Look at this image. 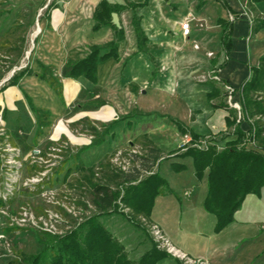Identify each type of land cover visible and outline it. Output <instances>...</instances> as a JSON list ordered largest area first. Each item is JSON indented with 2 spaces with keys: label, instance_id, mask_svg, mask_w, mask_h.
<instances>
[{
  "label": "crops",
  "instance_id": "obj_1",
  "mask_svg": "<svg viewBox=\"0 0 264 264\" xmlns=\"http://www.w3.org/2000/svg\"><path fill=\"white\" fill-rule=\"evenodd\" d=\"M102 1L111 5H128L129 3L140 4L145 0H58L42 4L41 9L45 12L40 19L41 34L32 50L30 63L27 65L34 73L21 77L17 85H8L15 74L7 81L5 80L4 84L0 82V113L9 132L20 128L30 136L31 132L28 130L33 127L37 130V116L33 107L49 113L50 125L59 121V128L52 134L51 139L65 136L72 145L78 143L80 138H76L73 131L69 129L70 123L89 117L88 119L95 118L94 120L100 122L111 121L114 124H108L109 126H118L120 123L116 122L119 117L116 116L117 113L113 107L115 104L113 101L110 102L109 98L118 90L121 93L124 89H128L130 99H133L138 91L144 92V87L155 81L160 71L152 50L161 45H170L174 37L173 31L176 34L182 32L179 20L188 8L192 6L197 9L205 8L210 2L219 10V24L221 20L228 21L230 14L237 15L235 20L230 22L229 58L225 66L217 73L219 84L214 85L233 86L236 89L234 99L241 104V88L251 79L253 68H258L264 57V27L252 32L253 18L264 19V0L253 3L252 7L249 6L248 0H225V3L220 0H165L162 2L150 0L145 6H139L136 9L128 7L118 14L121 25L118 28H123L125 32V38L119 44V58L110 57L99 63L97 84L94 85L83 77L62 78V70L66 63L85 59L91 53L93 46L105 45L115 39V30L111 26L94 29V14ZM51 3H54V7L48 11ZM135 13L141 17V25L148 38L150 47L148 52L139 51L137 48V38L132 24ZM220 40L221 50L212 61L220 59L226 52L222 34ZM41 65L54 68L56 74L61 77L62 97L47 81L37 75L41 72ZM208 84L211 87L207 93L210 100L209 94L213 83L209 81ZM95 86L101 89L100 94L91 99H83L82 102L92 105L103 100L105 104L98 109H93L95 111L83 108V110L72 112L71 105L78 98L81 90L84 88L89 92ZM253 94L258 99H264V67L257 73ZM224 97L223 94L222 100ZM115 102L118 103L117 100ZM217 108L224 112L222 125L230 128L227 124L229 111L228 114L225 111L228 109ZM111 111L113 112L109 114ZM140 120L148 121L142 126V131L136 129ZM129 121L127 124L131 123V127L128 129L125 130L120 126L117 128L120 130L117 134L119 142H121L120 138L135 139L145 135L160 151L161 157L158 163L164 160L162 156L164 153H170L167 157H172L165 161L162 172V164H160L158 172L167 179L173 192L161 194L155 198L150 221L160 225L178 248L193 257L203 259L205 264H264V187L258 194H248L242 207L236 211L234 220L217 232V217L206 211L204 207L208 193L207 176L202 180L197 179L193 160L190 158L189 162H185L188 157H179V154L183 152V150L179 151L177 146L178 135L182 134L180 126L187 130L186 134L190 132L185 117L162 114L159 118H155L152 114L145 113L130 118ZM155 124H158L160 128L161 125L164 128L168 127L166 131L175 134L176 139L173 145L167 134L156 135L158 130L154 127ZM50 125L43 127L42 133L36 137L35 131L33 137L30 136V140L35 138L37 142V138L43 137ZM94 125L98 128V124ZM108 125H104L105 129L109 127ZM240 126L244 131L250 127L247 120L242 121ZM233 137L234 135L231 138ZM118 146L122 147L119 144ZM258 149L264 154V134ZM175 163L186 165V169L180 172L174 171L172 165ZM83 166H86L85 162ZM192 191L198 192V202L192 200ZM171 196H176L178 203L175 199L173 201ZM172 201L177 207L174 222L168 220ZM106 222H103L104 225L124 247L127 257L132 262H138L153 248L150 236L145 232L147 237L141 236L136 226L126 224L128 222H119L114 218ZM157 264L178 263L175 258L168 256Z\"/></svg>",
  "mask_w": 264,
  "mask_h": 264
},
{
  "label": "rangeland",
  "instance_id": "obj_2",
  "mask_svg": "<svg viewBox=\"0 0 264 264\" xmlns=\"http://www.w3.org/2000/svg\"><path fill=\"white\" fill-rule=\"evenodd\" d=\"M56 1L58 0H0V82L2 84L30 63L32 50L41 34L40 19L45 12L41 6L43 3ZM207 5L201 9L192 6L180 18V23L186 17L192 18L189 36L184 37L182 32L176 34L173 31L174 37L170 45H161L152 50L160 71L157 79L144 87V92L138 91L137 95L130 99L128 89H124L121 93L118 90L109 98V101L115 104L113 107L116 116L119 117L116 121L120 123L118 126L126 130L131 127V123L127 124L130 118L145 113L152 114L155 118H159L162 114H173L185 117L190 127L188 136L193 140V134H197L200 138L212 135L220 138L217 142L222 145L223 140L233 136L234 128L222 125L224 112L217 108L219 100L210 101L207 97V93L211 90L208 82L213 77L211 62L221 50L222 34L218 8L211 2ZM116 100L118 103L115 102ZM223 101L229 105L226 97ZM225 111L228 114V110ZM88 118L85 117L69 125L76 138H80L75 145H72L65 136L59 141L51 139L52 134L59 128V121H56L45 130L43 137L37 138L32 150L27 153L21 150L22 152L18 154L12 149L15 143L0 113V264H16V260H21L23 255L39 254L44 249L37 238V233L44 231L28 224L20 226L16 221L14 223L13 220L18 217L22 207L26 206L38 215L45 213L46 210H58L66 220V223L61 225L64 233L84 221L86 217L97 213L95 206L89 203V187L78 182L82 176V173L76 170L78 165H83L85 162L86 166H92L96 172L95 180L101 183L109 182L112 186L114 183L109 181V178L113 173H128L139 169L142 177L150 174L142 169L143 162L149 158V149L155 146L149 137L140 135L135 139L120 138L121 142H119L118 126H109L111 121L100 122L94 120L95 118L93 120ZM147 122L140 120L136 129L142 131V126ZM94 124H98V128ZM104 125L109 127L105 129ZM60 127L64 128L62 125ZM154 127L158 130L156 135L167 134L171 144L175 141V134L166 131L168 127L164 128L161 125L160 128L158 124ZM28 131L31 132L32 138L36 129L33 127ZM184 140H186L184 134L178 135V149L184 150ZM64 142L68 143L67 146L63 144ZM84 146L86 147L80 151ZM34 149L40 153H34ZM168 155L170 153L162 154L164 160H161L152 172L158 171L160 164H162L161 172L163 171L165 161L172 158L167 157ZM10 157H15V164H6V160L9 161ZM189 160L190 157L185 162ZM69 170L71 172L67 175ZM37 176L41 178L40 182L32 179ZM175 187L178 189L176 185ZM49 192L55 193L54 202L43 195ZM197 194L198 192L192 191L191 197L195 202L199 201ZM2 196L9 199L5 201ZM171 199L173 201L175 199L178 203L176 196H171ZM173 201L172 204L170 203L168 218L172 222L176 220L177 214V207ZM58 202L63 203V206L57 204ZM68 208L73 212L69 213ZM125 212L132 213L128 208ZM110 218L133 225L123 215L115 212L100 217V220L105 223ZM136 218L146 225L148 234L157 248L167 252L166 245L160 244L162 240H159L161 242L155 240L156 234L151 231V225L154 223L144 217ZM137 231L141 236H146L142 230L137 228ZM164 233L170 238L165 231ZM168 254L181 264H186V260L182 257ZM188 256L190 260L195 261V264H199V260L205 264L203 259L189 254Z\"/></svg>",
  "mask_w": 264,
  "mask_h": 264
},
{
  "label": "trees",
  "instance_id": "obj_3",
  "mask_svg": "<svg viewBox=\"0 0 264 264\" xmlns=\"http://www.w3.org/2000/svg\"><path fill=\"white\" fill-rule=\"evenodd\" d=\"M150 0L143 3L128 5H111L102 1L97 7L94 19V29H100L103 26H111L115 30V39L105 45L93 46L91 53L82 60L66 63L63 67L61 77L79 79L85 78L92 84H97V70L99 63L110 57L119 58L118 49L120 42L125 38L123 28H118L113 23L112 13L120 14L126 8L136 9L139 6H145ZM225 3V0H220ZM261 0H248L249 6ZM54 7V3L48 6V11ZM253 10V8L251 9ZM237 17L236 14H233ZM133 28L137 38V48L139 51L148 52V38L141 25V17L136 13L132 20ZM222 42L225 53L220 59L212 61L213 77L222 69L229 58L231 23L221 20ZM264 27V19L253 18L252 32L258 31ZM264 67V57L258 68H253V75L250 80L244 83L241 88V114L242 121H249L250 129L244 131L237 123L238 110L231 108L223 102L222 96L226 97L224 84L221 86L219 81L211 78L213 83L212 91L209 94L210 100H219L217 107L226 108L229 111L227 124L234 128L233 138L223 140V148L218 149L217 145H210L206 149L187 147L179 157H190L193 160L195 176L202 180L207 176L208 193L204 202L206 211L213 213L217 217L216 231H221L225 226L234 220L237 210L242 207L246 196L250 193L258 194L264 187V154L259 151V142L263 140L264 134V99H258L253 94V89L257 79L259 69ZM34 71L26 66L16 73L8 82V85H17L21 77L26 74H33ZM40 78L47 81L50 86L62 97V81L54 68L41 65V72L37 74ZM101 89L93 87L89 92L84 88L78 95V98L71 105L72 112H77L82 108L98 109L105 101L100 100L97 104H84L83 99H91L99 95ZM33 107V106H32ZM37 116V130L35 137L42 133L45 126L50 125L49 113L38 110L33 107ZM182 134L187 130L180 126ZM14 145L27 153L33 149L36 144L35 138L30 140V136L23 129H16L10 132ZM197 140L200 136L193 134ZM220 140L216 137L215 142ZM255 141L250 144L248 142ZM182 148L179 149V151ZM148 159L142 164V169L148 171L145 177H142L139 169L128 173H113L109 182H97L95 180L94 168L92 166L78 165L76 170L82 173L78 179L80 184H86L90 189L89 203L95 206L97 213L86 217L63 235H54L47 232H38V241L44 246L39 254L23 255L21 260H16V264H157L160 260L170 256L167 252L159 250L153 239V248L146 252L138 262H132L124 250V247L110 233L104 223L100 220L101 216L111 213H119L134 226L148 234L146 225L137 220L138 217H144L149 222L155 198L158 195L173 192L169 182L158 171L152 172V169L160 160L161 154L156 146L149 149ZM174 171L180 172L186 169V165L175 163L172 165ZM68 171L67 175L70 174ZM116 186V188H114ZM130 209L132 213L125 212ZM47 235V237L45 236ZM149 235V234H148ZM151 238V237H150ZM178 264H181L177 260Z\"/></svg>",
  "mask_w": 264,
  "mask_h": 264
},
{
  "label": "built area",
  "instance_id": "obj_4",
  "mask_svg": "<svg viewBox=\"0 0 264 264\" xmlns=\"http://www.w3.org/2000/svg\"><path fill=\"white\" fill-rule=\"evenodd\" d=\"M235 20V16L230 14L229 15V21L232 22ZM181 27H182V33L184 37H187L190 35L191 33V29H192V18L191 17H186L182 22H181ZM217 76V75H216ZM214 76L215 79H217V77ZM224 88L226 91V98L228 100V103L230 105L231 108H235L238 110V119H237V123L242 121V114H241V104L239 102H237L234 99V94L236 92V89L229 85V84H224ZM249 122V121H248ZM250 129V128H249ZM248 129V130H249ZM247 130V131H248ZM186 140H184V146L183 149L185 150L187 147H195V148H200V149H206L208 148L210 145H217L218 149L221 150L223 148L222 145L218 144V142H215L216 137L212 136V135H207L205 138H200L197 140H193L192 138H190L188 136V134H184ZM61 139V137L59 139H57L58 141ZM190 143V144H189ZM250 144L255 143V141H251L248 142ZM64 145L67 146V142L63 143ZM60 146V145H58ZM13 151H16L18 154H20L21 148L15 146L12 148ZM60 150V148H59ZM34 153H40V151L34 149L33 150ZM7 158V157H6ZM11 158V157H10ZM8 158V159H10ZM16 163V159L11 158L9 161L6 160V164H15ZM34 179V181L36 180V182H40L41 178L37 176V178H32ZM45 197H47L48 199H50L52 202H54V198H55V193L50 192L49 193H44L43 194ZM5 198L4 200L7 201L9 198L2 196V199ZM60 206H63V203L60 204L59 202L57 203ZM66 205V204H65ZM67 206V205H66ZM67 209V207H66ZM69 213L73 212L72 209L67 210ZM14 223L16 221V223L20 226L23 225H31L34 228H38L41 231L50 233V234H54V235H63L65 234L64 232H62L61 230V225L62 223H66V220L63 218V214L61 212L54 211V210H46L45 213H42L40 215L35 214L33 211L30 210V208L24 206L21 208L19 215L17 218H15ZM72 228V227H71ZM70 228V229H71ZM69 229V230H70ZM68 230V231H69ZM67 231V232H68ZM151 231H153L156 234L155 240L161 242L160 244L162 245H166L167 248V252L171 253L173 255H177L179 257H182L183 259L186 260V264H195V261L190 260L191 258L188 256V254L186 252H184L183 250H181L180 248H178L171 240L170 238L166 237L162 227L156 223L151 225ZM161 247V246H159ZM199 264H203L200 260L198 261Z\"/></svg>",
  "mask_w": 264,
  "mask_h": 264
},
{
  "label": "water",
  "instance_id": "obj_5",
  "mask_svg": "<svg viewBox=\"0 0 264 264\" xmlns=\"http://www.w3.org/2000/svg\"><path fill=\"white\" fill-rule=\"evenodd\" d=\"M113 23L116 26L121 27L120 22H119V15H118V13H113Z\"/></svg>",
  "mask_w": 264,
  "mask_h": 264
}]
</instances>
